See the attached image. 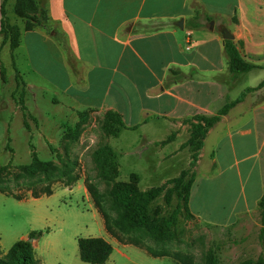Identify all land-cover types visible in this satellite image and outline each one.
<instances>
[{"label":"crops","instance_id":"crops-1","mask_svg":"<svg viewBox=\"0 0 264 264\" xmlns=\"http://www.w3.org/2000/svg\"><path fill=\"white\" fill-rule=\"evenodd\" d=\"M15 3L0 0V29L2 7L19 33L14 49L0 33V88L8 79L14 86L0 95V112H10L8 122L0 118V144L7 146L10 119L20 116V104L28 110L34 90L69 100L75 110L117 114L132 147L169 142L164 151H172L194 117H218L194 166V182L204 166L214 203L202 215L189 199L188 210L221 230L243 228L257 213L264 193V0H35L47 29H26ZM223 30L256 69L229 72ZM232 189L231 208L216 209ZM34 249L41 264L36 242Z\"/></svg>","mask_w":264,"mask_h":264},{"label":"rangeland","instance_id":"rangeland-1","mask_svg":"<svg viewBox=\"0 0 264 264\" xmlns=\"http://www.w3.org/2000/svg\"><path fill=\"white\" fill-rule=\"evenodd\" d=\"M13 89L8 79L5 88H0V95H10ZM33 92L35 98L27 96L28 110L20 104V116L10 119L7 146L0 144V166H8V172L0 177V188L23 196L19 201L0 194V250L7 252L20 237L27 240L31 232H41L33 241L41 264H86L78 256L80 238H102L110 243L113 251L105 264H208L209 257L216 264H241L264 258V229L258 210L245 219L243 228H210L189 215L175 194L166 203L164 192L149 208L152 219H168L180 206L175 223L164 238L153 236L145 227L107 233L90 192L96 194L104 214L114 220L117 210L112 189L128 182L132 175L137 177L140 191L160 187L183 171L188 172L186 182L195 166L194 151L187 145L189 124L178 134L177 149L164 151L169 142L132 147L125 127L107 120V112L75 110L69 100L57 98L56 102L51 92ZM9 116L6 110L0 112L4 122L9 121ZM103 147L112 151L116 168L112 179L103 177L95 162V152ZM33 154L50 164L45 173L25 174ZM203 171L201 166L188 198L192 212L200 211L202 215L205 207L214 203L209 200ZM71 179L74 182L66 186ZM172 186L167 185L166 189ZM45 188L50 189V196L40 194ZM33 192L40 194L38 198H32ZM233 194V189L223 194L216 209H230Z\"/></svg>","mask_w":264,"mask_h":264},{"label":"trees","instance_id":"trees-1","mask_svg":"<svg viewBox=\"0 0 264 264\" xmlns=\"http://www.w3.org/2000/svg\"><path fill=\"white\" fill-rule=\"evenodd\" d=\"M45 13L46 12L43 9H40L39 6L36 5L35 0H16L14 14L17 18L26 21V29H33L36 27L47 29L48 26ZM1 16L0 33L5 35L6 39L9 40L10 48L14 49L18 44V30L16 27L10 26L7 23L2 7ZM224 50L228 59L229 72L231 74L238 75L256 69L255 66L242 59L232 40L224 41ZM244 93H242L234 102L226 104L221 109L220 113H226L227 110L233 107V105L241 101ZM105 117L107 120H111L112 123H117L124 127L121 118L117 114L107 112ZM217 121L218 117L207 118L196 116L193 118V121L188 122L190 137L187 145L194 151L192 156L194 163L198 158L203 139L205 138L208 129H210ZM171 139L172 137H169L167 141H170ZM94 155L96 165L98 166L101 175L107 179L114 178L116 176V168L112 163V151L107 147H103L97 150ZM194 163H191V165ZM49 167L50 164L40 161L36 155L33 154L31 163L26 166L24 170L25 174L31 176L37 171L45 173ZM6 172H8V166H0V177ZM187 175L188 172L183 171L177 178L167 181L160 187L150 188L146 191H140L138 189V180L134 175L130 177L128 182L115 185L111 192L113 203L117 210L114 220L109 219V217L104 214L102 206L96 201V194L90 192L95 199V205L102 216L104 228L107 233L114 235V230L124 232L145 227L151 234H153V236L159 239L164 238L168 235L170 228L174 225L180 206H177L168 219L162 221L152 219L149 214V208L164 192V200L166 203H169L171 196L175 194L177 199L181 201L184 210L191 215L188 210V198L190 188L194 182V174L192 173L188 180L184 182ZM72 182H74V179L68 181L66 186H70ZM170 184H173L172 188L166 189V186ZM0 194H6L19 201L23 199V196L11 194L9 193V190L4 188H0ZM40 194L50 196L51 191L50 189L45 188ZM40 194L33 192L32 198H38ZM257 210L261 217V223L264 226V193L257 205ZM40 236L41 232H31L27 240L15 242L5 254H2L0 251V264H39L38 260L35 258L33 241H36ZM29 239H31L32 242H29ZM77 248L80 261L86 264H105L113 251L110 243L102 238H80L77 240ZM208 264H216V260L209 257ZM241 264H264V258L259 257L255 263L252 261H245Z\"/></svg>","mask_w":264,"mask_h":264},{"label":"water","instance_id":"water-1","mask_svg":"<svg viewBox=\"0 0 264 264\" xmlns=\"http://www.w3.org/2000/svg\"><path fill=\"white\" fill-rule=\"evenodd\" d=\"M221 34L224 40H233L232 35L227 30H223ZM28 241L32 242L31 239H29Z\"/></svg>","mask_w":264,"mask_h":264}]
</instances>
